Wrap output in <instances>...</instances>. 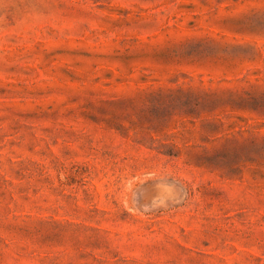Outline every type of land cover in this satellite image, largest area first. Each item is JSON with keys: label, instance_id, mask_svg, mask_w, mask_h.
<instances>
[{"label": "rangeland", "instance_id": "374dc122", "mask_svg": "<svg viewBox=\"0 0 264 264\" xmlns=\"http://www.w3.org/2000/svg\"><path fill=\"white\" fill-rule=\"evenodd\" d=\"M0 264H264V0H0Z\"/></svg>", "mask_w": 264, "mask_h": 264}]
</instances>
